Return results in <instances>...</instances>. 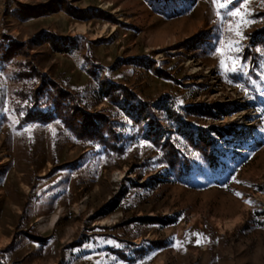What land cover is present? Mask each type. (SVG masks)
<instances>
[{
  "label": "rangeland",
  "instance_id": "obj_1",
  "mask_svg": "<svg viewBox=\"0 0 264 264\" xmlns=\"http://www.w3.org/2000/svg\"><path fill=\"white\" fill-rule=\"evenodd\" d=\"M243 2L0 0V264H264V0L241 38ZM46 83L116 142L24 123Z\"/></svg>",
  "mask_w": 264,
  "mask_h": 264
},
{
  "label": "trees",
  "instance_id": "obj_2",
  "mask_svg": "<svg viewBox=\"0 0 264 264\" xmlns=\"http://www.w3.org/2000/svg\"><path fill=\"white\" fill-rule=\"evenodd\" d=\"M123 91L125 92V89ZM39 94L40 96L33 99V108L26 112V116L22 120L24 123H48L58 119L63 127L82 141L94 142L99 140L109 143V146L110 141L116 142L115 134L110 132L111 127L107 130V137L110 139L105 137L106 125L102 120V116L84 113L72 99L69 92L58 88L52 83H46L41 87ZM131 108L134 109V106ZM163 149L169 166L183 165L171 143L165 144ZM149 220L153 221V219ZM169 222V220L166 221V223Z\"/></svg>",
  "mask_w": 264,
  "mask_h": 264
},
{
  "label": "snow or ice",
  "instance_id": "obj_3",
  "mask_svg": "<svg viewBox=\"0 0 264 264\" xmlns=\"http://www.w3.org/2000/svg\"><path fill=\"white\" fill-rule=\"evenodd\" d=\"M213 4L217 6L218 9H224V8H228V6L230 4H233L235 2V0H223V2H218V0H212ZM246 7H247V0H244L243 3L240 4L239 7L234 8L231 11L227 12L228 16L231 17H239L240 20L239 22L235 25V28L232 24L228 25L227 31H234L235 30V34L241 38H243L242 36V32H240L238 29L241 25H247L248 23H250L251 21H248L246 19L248 13L246 11ZM243 11V14H242ZM217 15L219 16L220 13L219 11H217ZM231 45V42H229V47ZM222 47H223V42H222ZM225 64V61L223 59H221V66L223 67ZM231 71H236V61H233L232 67L230 69ZM237 195L239 196L240 194L237 193ZM247 202V201H246ZM195 235H200V234H195ZM110 242V241H109ZM180 242H177V244L179 245ZM196 243H200V240H197Z\"/></svg>",
  "mask_w": 264,
  "mask_h": 264
},
{
  "label": "bare ground",
  "instance_id": "obj_4",
  "mask_svg": "<svg viewBox=\"0 0 264 264\" xmlns=\"http://www.w3.org/2000/svg\"><path fill=\"white\" fill-rule=\"evenodd\" d=\"M74 29H76L77 31H84L85 30V28L82 25H75ZM100 34H101L100 32H97L96 36H98ZM96 36H94V37H96ZM58 214H60V213H58ZM55 218H56V216L54 215L53 218L51 219V221L53 222L55 220Z\"/></svg>",
  "mask_w": 264,
  "mask_h": 264
}]
</instances>
